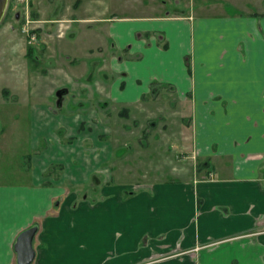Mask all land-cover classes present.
<instances>
[{"label": "crops", "instance_id": "crops-1", "mask_svg": "<svg viewBox=\"0 0 264 264\" xmlns=\"http://www.w3.org/2000/svg\"><path fill=\"white\" fill-rule=\"evenodd\" d=\"M176 2L183 3L178 11L141 16L137 24L125 21L131 17L95 20L107 24L106 45L129 57L124 66L113 65L124 79L109 85L108 99L136 104L155 86L189 103L191 153L199 162L195 177L155 183L149 192L125 197L124 186H109L94 169L76 174V166L63 167L72 151L69 142L61 146L50 140L39 148L37 138L49 134L54 118L35 107L29 115L28 179L0 183V264H16L15 239L33 224L38 231L31 264H100V231L112 239L107 249L118 251L122 264L151 257L152 264H264V0ZM101 66L97 72L107 68ZM89 71L87 63L81 64L74 72L79 83L58 80L48 94L60 105L68 90L85 91L88 83L82 79ZM92 112L65 121L66 134L75 136L81 127L79 143L86 132L111 127ZM76 160L82 163L84 157ZM54 163L61 166L60 180L44 175ZM96 179L102 183L96 185L100 200L92 207L96 241L86 249L64 239L62 228L79 197L64 183ZM79 205L76 214L83 222L81 214L90 207L84 201ZM143 236L146 243L133 255Z\"/></svg>", "mask_w": 264, "mask_h": 264}, {"label": "rangeland", "instance_id": "rangeland-1", "mask_svg": "<svg viewBox=\"0 0 264 264\" xmlns=\"http://www.w3.org/2000/svg\"><path fill=\"white\" fill-rule=\"evenodd\" d=\"M182 6L183 3L176 0H7L0 20V183L28 179L27 156L33 150L29 115L35 107L49 112L54 118L49 134L37 138V146L42 148L50 140L61 146L69 142L72 151L66 163V154L60 153L63 167L76 166L75 173L94 169L93 173H98L100 178L104 176L103 180H108L109 186H124L125 197L131 191L134 194L149 192V187L155 183L193 179L199 162L191 153L189 103L178 100L166 88L155 86H151L149 94L136 104L125 106L114 101L113 97L108 99L105 94L109 85L116 86L124 79L114 73L113 65L124 66L129 57L125 50L117 51L106 45L104 28L107 24L95 20L131 17L134 20L125 21L137 24L142 20L141 16L172 13ZM83 16L89 20H74ZM95 45L99 46L89 53L87 48ZM28 47L32 48L35 59L25 55ZM83 63L90 68L82 79L88 87L81 93L68 90L59 105L58 99L51 97L48 91L56 86L58 80H73L70 85L79 83L74 72ZM101 65L107 68L97 72L96 67ZM59 90L56 89L54 94ZM90 111H94L92 113L100 122L101 117L107 119L103 123L111 127L100 126L97 131L86 132L85 140L78 143L77 134L81 127L75 136H69L65 123L76 114L85 115ZM45 123L47 121H43V125ZM69 132H72L70 128ZM99 134L103 135L102 138H97ZM83 145L86 146L84 151L80 149ZM75 148L78 150L74 152ZM77 155L84 157L82 163L77 162ZM59 166V163H54L51 170L44 171L50 170L46 175L50 180L61 179ZM73 174L72 171L70 175ZM97 184H102L101 180L64 183L69 192L75 191L79 196L72 204L73 211L67 215L68 223L63 224L64 239L86 249L95 240L92 207L100 200ZM82 201L86 202L87 208L90 207L89 211L81 214L85 216L83 222L80 214H76ZM101 221L103 223L105 217ZM114 233L117 237L121 234L119 231ZM146 241L147 236H143L133 255ZM109 242L112 239L100 231V239L97 240L101 247L100 264H122L119 259L122 255L107 249ZM151 258L129 264H152Z\"/></svg>", "mask_w": 264, "mask_h": 264}, {"label": "water", "instance_id": "water-1", "mask_svg": "<svg viewBox=\"0 0 264 264\" xmlns=\"http://www.w3.org/2000/svg\"><path fill=\"white\" fill-rule=\"evenodd\" d=\"M7 0H0V20L4 14ZM38 231V225L33 224L22 230L14 243L16 264H31L35 257L33 240Z\"/></svg>", "mask_w": 264, "mask_h": 264}, {"label": "trees", "instance_id": "trees-1", "mask_svg": "<svg viewBox=\"0 0 264 264\" xmlns=\"http://www.w3.org/2000/svg\"><path fill=\"white\" fill-rule=\"evenodd\" d=\"M27 57H30V58H32L33 57V55H32V48L31 47H28L27 48V52H26V54H25ZM32 59H35V57H33ZM204 165H206L207 163H203ZM51 167V166H50ZM48 168V169H52V168ZM54 167V166H53ZM59 167H61V166H59ZM54 168H56V167H54ZM49 170V171H50ZM49 171L48 172H46V173H44V175H47L48 173H49ZM132 194H134V192L133 191H131V192H129V196L130 195H132Z\"/></svg>", "mask_w": 264, "mask_h": 264}]
</instances>
